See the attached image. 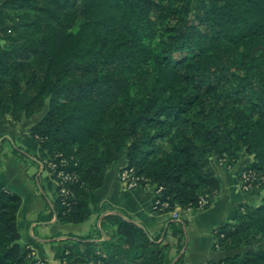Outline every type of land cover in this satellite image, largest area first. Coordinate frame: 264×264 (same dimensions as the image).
<instances>
[{
	"label": "trees",
	"instance_id": "trees-1",
	"mask_svg": "<svg viewBox=\"0 0 264 264\" xmlns=\"http://www.w3.org/2000/svg\"><path fill=\"white\" fill-rule=\"evenodd\" d=\"M36 117L29 133L57 191L38 222L100 215L96 191L123 160L121 174L168 205L155 214L210 207L212 158L234 165L245 152V170L264 176V0H0V120ZM22 204L0 183V264L40 262L21 245ZM241 208L214 233L229 255L207 264H264V196ZM170 228L180 250L184 228ZM110 229L116 241H102ZM159 240L107 215L69 235L60 262L165 264Z\"/></svg>",
	"mask_w": 264,
	"mask_h": 264
},
{
	"label": "crops",
	"instance_id": "crops-1",
	"mask_svg": "<svg viewBox=\"0 0 264 264\" xmlns=\"http://www.w3.org/2000/svg\"><path fill=\"white\" fill-rule=\"evenodd\" d=\"M39 117L15 125L9 118L0 120V183L23 199L18 215V226L22 234L21 245L30 248L36 259L45 264H54L50 258L52 246H59V259L69 235L87 236L107 215L121 217L145 229L151 236H160V242L169 245L165 264H175L184 255L185 264H207L218 262L229 255L214 248L216 229L234 223L242 214V205H259L264 193H245L239 188L240 173L252 163L253 157L242 154L241 159L230 165L217 157L211 165L221 188L210 207L197 210H182L155 214L152 206L156 193L151 188L129 189L121 178L126 161L115 164L108 170L103 187L96 191V199L102 208L100 215H93L80 225H60L53 219L49 223L38 222L41 213H49L57 199L53 176L44 170L40 160L45 152L29 133L30 126ZM18 150L26 157L16 154ZM181 224L185 237L178 248V239L173 237L170 225ZM102 241H116V230L102 234ZM49 250V252L47 251ZM55 258V256H54ZM57 264H60V261Z\"/></svg>",
	"mask_w": 264,
	"mask_h": 264
},
{
	"label": "built area",
	"instance_id": "built-area-1",
	"mask_svg": "<svg viewBox=\"0 0 264 264\" xmlns=\"http://www.w3.org/2000/svg\"><path fill=\"white\" fill-rule=\"evenodd\" d=\"M51 166L53 168H55V165L51 164ZM240 177H241L240 185H242V188L245 190L250 191V190L256 189V188H262V185L264 183V176L262 174L259 175L258 173H256L255 171H252V170H245L244 169L242 171ZM121 178L129 189H134V188L138 187L139 179L131 176L128 171H124L121 174ZM65 179H67V177ZM147 188H149V186ZM155 193H157V192H155ZM207 204H208V200L203 199L202 200V206H205ZM160 206L167 207L168 205L166 203L161 204L160 199H159V195L157 193L155 201H154L153 206H152L153 211L158 210ZM38 264H44V263L39 262Z\"/></svg>",
	"mask_w": 264,
	"mask_h": 264
},
{
	"label": "rangeland",
	"instance_id": "rangeland-1",
	"mask_svg": "<svg viewBox=\"0 0 264 264\" xmlns=\"http://www.w3.org/2000/svg\"><path fill=\"white\" fill-rule=\"evenodd\" d=\"M226 162V161H225ZM50 173V172H49ZM242 173V172H241ZM241 173H240V175H239V188H240V190L241 191H243V192H245V193H254V194H259V195H261V194H263L264 193V189L263 188H256V189H252V190H245V189H243L242 188V185H240V180H241ZM212 204V203H211ZM211 206V205H210ZM201 209H206L205 207H203V208H201ZM66 241V240H65ZM58 248H59V246L57 245V244H54L53 246H52V249H53V251H51L50 253H49V256H50V258H51V260L52 259H55V263L54 264H57L58 262H56L57 260L58 261H60V259H59V253H58ZM48 252H49V250H47ZM54 256H55V258H54ZM41 262V261H40ZM42 263H44V262H42ZM45 264V263H44ZM60 264H61V262H60Z\"/></svg>",
	"mask_w": 264,
	"mask_h": 264
},
{
	"label": "water",
	"instance_id": "water-1",
	"mask_svg": "<svg viewBox=\"0 0 264 264\" xmlns=\"http://www.w3.org/2000/svg\"><path fill=\"white\" fill-rule=\"evenodd\" d=\"M2 43H4V42H2Z\"/></svg>",
	"mask_w": 264,
	"mask_h": 264
}]
</instances>
